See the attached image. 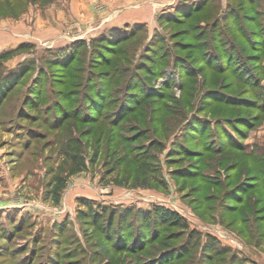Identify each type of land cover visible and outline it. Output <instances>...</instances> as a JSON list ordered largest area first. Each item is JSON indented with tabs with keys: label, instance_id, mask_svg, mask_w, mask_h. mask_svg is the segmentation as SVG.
I'll return each mask as SVG.
<instances>
[{
	"label": "rangeland",
	"instance_id": "374dc122",
	"mask_svg": "<svg viewBox=\"0 0 264 264\" xmlns=\"http://www.w3.org/2000/svg\"><path fill=\"white\" fill-rule=\"evenodd\" d=\"M0 264H264V0H0Z\"/></svg>",
	"mask_w": 264,
	"mask_h": 264
},
{
	"label": "trees",
	"instance_id": "16d2710c",
	"mask_svg": "<svg viewBox=\"0 0 264 264\" xmlns=\"http://www.w3.org/2000/svg\"><path fill=\"white\" fill-rule=\"evenodd\" d=\"M133 95H135V94H133ZM89 210L90 211H87L86 215L90 216V217L92 216L94 221H97L99 215L97 213H95L94 215L91 214V212L93 211V209L91 207L89 208ZM127 211H130V210H127ZM140 215H141V212H140ZM112 217H113L112 215H111V217H109L107 224H106V226L108 227L109 230H111ZM119 218H120L119 219L120 223L122 222L121 223L122 224L121 229L120 228L119 229L122 230L123 237L128 236L127 231L124 229H126L127 227L129 228L130 223H128L125 220V216H123V215L120 216ZM140 220H141L140 231L139 232L135 231V233L142 235V233L146 232V229L150 225L151 222H157L158 220H164V221L175 220V221H178V223H179L181 221V218L176 212H173L169 209H166V208H163L160 206H153L152 211L149 210L148 212L142 213V215L140 216ZM109 233H110V235L112 234L111 231H109ZM120 235H121V233H120ZM123 237H122L123 244L126 245V239H124ZM210 244L212 245V244H214V242L211 241Z\"/></svg>",
	"mask_w": 264,
	"mask_h": 264
}]
</instances>
